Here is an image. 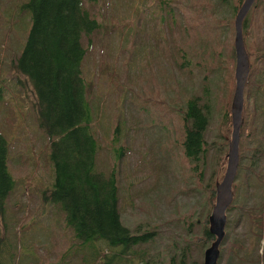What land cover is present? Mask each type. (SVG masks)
Instances as JSON below:
<instances>
[{"label": "rangeland", "instance_id": "obj_1", "mask_svg": "<svg viewBox=\"0 0 264 264\" xmlns=\"http://www.w3.org/2000/svg\"><path fill=\"white\" fill-rule=\"evenodd\" d=\"M26 1L0 0V133L8 143V169L16 185L0 220L7 251L1 259L8 264L12 255L13 264H80L83 253L65 225L63 209L48 202L51 146L38 126L33 85L15 67L31 24L30 11L19 9ZM170 1L175 22H162L165 13L157 0L84 5L100 24L92 36H84L81 66L93 108L91 127L100 144L96 167L105 173L116 169L124 227L136 235L152 233L116 264H202L213 243L204 238V230L216 203L215 184L224 178L212 174L222 152L212 146L202 174L191 170L182 151L180 115L188 98L200 96L212 115L206 139L212 142L217 133L220 142L221 136L231 140L223 112L227 106L231 110L235 92L236 52L231 46L239 9L233 15L220 5L217 21L203 20L179 0ZM248 16L242 25L244 45L255 56L264 33V0H255ZM197 19L208 22L204 31L191 34L188 24ZM221 37L226 43L218 52ZM263 104L259 99V108ZM237 179L216 264H264V161L245 184ZM70 247L72 257L64 254Z\"/></svg>", "mask_w": 264, "mask_h": 264}, {"label": "trees", "instance_id": "obj_2", "mask_svg": "<svg viewBox=\"0 0 264 264\" xmlns=\"http://www.w3.org/2000/svg\"><path fill=\"white\" fill-rule=\"evenodd\" d=\"M97 0H27L19 8L29 10L30 28L15 67L33 85L36 99V118L38 126L49 141L48 154L52 163V185L48 191L51 204L59 205L64 211L66 227L72 232L73 242L79 244L80 264H116L119 256L125 258L133 255L139 244L149 241L148 233L134 234L122 223L119 213V196H121L116 179V169L105 173L97 169L99 146L92 131L93 108L86 93V85L81 69L85 60L86 47L84 36H92L100 28L99 21L90 15L86 3ZM165 15L162 22H175V8L170 0H157ZM179 0L184 9H192L202 14V19L218 20L222 12L220 5L236 13L244 0ZM174 2V0H173ZM249 12V11H248ZM231 15V14H230ZM249 18L244 17L245 20ZM200 19V18H199ZM190 25L194 30L204 31L208 20ZM233 30L235 28L231 26ZM185 30V29H184ZM221 37L215 51L220 52L225 45ZM216 46V47H217ZM232 52H234V44ZM260 53H248L249 72L244 86L245 105L242 111L243 122L239 131V166L238 179L244 183L251 174L258 172L264 161V104L259 108V99L264 100V33L259 42ZM247 51V50H246ZM204 88V87H203ZM202 88V89H203ZM260 93V97L257 93ZM181 109V124L184 128L182 151L197 175L203 172L205 156L209 148L215 145L220 155L212 174L223 178L227 167V146L229 139L216 133L212 142L206 139L212 115L210 104L202 101L200 96H191ZM224 119L232 131V114L230 106L224 107ZM118 128V127H117ZM228 130V134L230 132ZM8 143L0 133V220L4 218L6 200L12 193L15 180L8 169ZM120 152V149L118 153ZM121 153L119 154L120 157ZM258 161L255 162V161ZM237 179V180H238ZM245 184V183H244ZM233 194L238 190L232 185ZM215 190L212 189L211 195ZM45 192H43L44 194ZM264 216V213H263ZM257 225L262 227L259 222ZM208 228L204 238L213 242ZM6 238L0 235V264H6L4 249ZM104 247H99V245ZM68 254L72 257L73 253ZM85 254L87 256H85ZM121 258V260H122ZM8 264L16 261L10 255ZM121 263V262H120ZM144 264H149L148 262Z\"/></svg>", "mask_w": 264, "mask_h": 264}, {"label": "water", "instance_id": "obj_3", "mask_svg": "<svg viewBox=\"0 0 264 264\" xmlns=\"http://www.w3.org/2000/svg\"><path fill=\"white\" fill-rule=\"evenodd\" d=\"M244 3L241 5V8L237 12V18H235L234 26L235 30V92H233L232 105H231V120L233 130L231 132V140L228 143V154H227V167L224 173V178L220 182L215 184V204L213 205L211 216L208 218L209 224V234L213 237V243L205 249V255H203L202 264H216L219 258V251L221 243L224 241L225 229L227 214L226 210L228 206L233 202V189L232 185L236 179V171L239 166V131L243 122V105H244V86L246 79H248L249 72V57L248 51H246L243 39L242 25L244 17L247 16V13L251 6L254 4L255 0H244Z\"/></svg>", "mask_w": 264, "mask_h": 264}]
</instances>
